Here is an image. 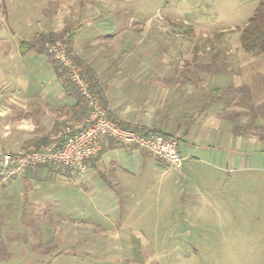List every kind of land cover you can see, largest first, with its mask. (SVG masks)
<instances>
[{"label": "rangeland", "instance_id": "374dc122", "mask_svg": "<svg viewBox=\"0 0 264 264\" xmlns=\"http://www.w3.org/2000/svg\"><path fill=\"white\" fill-rule=\"evenodd\" d=\"M81 1L0 0V110H10L25 88L36 96L54 85L47 61L11 54L18 40L50 30L41 33L44 51L63 42L68 54L70 30L58 16ZM112 1L119 11L103 10L94 23H138L117 43L121 53L139 58L126 68L189 70L191 84L199 75L206 99L218 97L205 110H220L227 123L217 134L193 125L198 147L177 170L146 157L138 173L130 160L132 178L119 180L120 191L47 177L39 210L22 214L20 199L0 209V264H264V54L245 53L239 44L258 0ZM214 87L220 92L211 95ZM6 114L0 112V128ZM230 133L248 139L236 147ZM179 149L185 154L187 146Z\"/></svg>", "mask_w": 264, "mask_h": 264}, {"label": "crops", "instance_id": "0c3cea01", "mask_svg": "<svg viewBox=\"0 0 264 264\" xmlns=\"http://www.w3.org/2000/svg\"><path fill=\"white\" fill-rule=\"evenodd\" d=\"M75 8L68 11L60 8V12H65V15L58 16L68 23H61L62 28L70 30L68 52L87 74L103 108L112 120L151 134L173 135L178 139V151L184 162L186 158L193 157L198 147V131L192 129L193 125L208 128L207 134L222 131V123L227 121H222L221 111L207 113L205 110L206 105H213L218 97L206 99L205 83L199 79V75L195 76V82L191 84V76L194 75L189 70L174 73L173 70L126 68L128 62L139 58L130 53H121L117 43L126 40L137 30L134 29V25L138 24L135 19L131 18L128 23L122 19L116 23H94L99 20L103 10L119 11L117 4L112 0H82ZM57 27H60V24ZM50 31L37 33L36 36ZM79 33L83 34L82 39L76 40ZM35 39L36 37L18 40V52L11 54V57L18 59L25 55L32 61H47L52 70L50 78L54 85H45L36 96L32 92L26 95L25 88L22 92L25 93L24 96H18L17 93L12 97L10 110H0L3 118L7 113V121L2 123L0 128V139L5 140L0 147L7 154H16L28 147L34 150L45 142L56 141L65 134L67 127L75 128L84 118L82 115L85 108L76 105V99L57 77L50 60L34 50L27 51V46L24 45L32 44ZM218 89L219 87H214L209 93L217 94L220 92ZM230 102L235 104V98L232 97ZM236 113L235 117H239ZM189 118L190 124L185 123ZM210 138L209 140H212ZM246 139L248 137H238L230 133L229 144L237 147ZM181 143L184 147L187 146L185 154L179 149ZM146 157L149 156L143 152L117 144L110 139H103L99 155L90 162L83 177L59 166H37L28 170L22 177L6 183L0 182V209L20 199L25 204L22 214L34 213L31 207L39 210L41 201L39 202L38 195L43 193L45 179L51 175L54 179L58 177L65 182L81 184L90 191L97 185L105 191H120L119 180L132 178L128 167L130 160L137 165L139 173L142 165L146 163ZM154 162L159 163L156 160ZM157 165L165 166L162 163ZM166 172L164 170L162 175L166 176ZM53 205L60 206L57 201H53ZM26 206L29 208L25 209Z\"/></svg>", "mask_w": 264, "mask_h": 264}, {"label": "built area", "instance_id": "2783aa9c", "mask_svg": "<svg viewBox=\"0 0 264 264\" xmlns=\"http://www.w3.org/2000/svg\"><path fill=\"white\" fill-rule=\"evenodd\" d=\"M46 48L52 59L67 73L69 82L85 103L87 113L78 126L67 128L66 138L59 146L50 143L35 150L2 155L1 183L22 177L37 166H59L83 177L90 162L99 155L103 139L143 152L167 169L177 170L182 166L184 159L178 151L177 140L161 134L144 135L113 123L99 97L91 91L83 69L68 56L66 45L54 42Z\"/></svg>", "mask_w": 264, "mask_h": 264}, {"label": "trees", "instance_id": "16d2710c", "mask_svg": "<svg viewBox=\"0 0 264 264\" xmlns=\"http://www.w3.org/2000/svg\"><path fill=\"white\" fill-rule=\"evenodd\" d=\"M70 40H71V35L69 36L68 43H70ZM46 41H47L46 36H44L43 34L37 35L36 39L34 40V42L32 44L26 45L27 51L28 50H34L36 53L44 54L50 60L51 65L53 67V70H54L55 74L57 75V77L61 80V82L63 83L65 88L68 89V87L66 86L68 83L67 73L63 69H61V67H59L56 64V62L52 59V57L49 54H47L43 49V45ZM239 44H240L241 49L245 53L255 54V55L264 54V0H258L257 6H256L252 16L248 19L246 25L244 26V28L241 30V32L239 34ZM68 54L70 56L69 52H68ZM71 59H72V57H71ZM72 60L75 62L74 59H72ZM76 64L78 66H80L78 63H76ZM83 72H84V70H83ZM84 74H85V72H84ZM86 75L87 74H85V77H86L87 81L89 82L91 91H93L99 97L98 93H96L94 90V86L92 85V82H90V80L88 79V77ZM69 84H71V83H69ZM70 88H71L70 93L76 99V105L77 106L79 105V106L85 108V112L82 115L85 117V115L87 113L85 103L83 102V100L79 96L78 92L74 88H72L71 85H70ZM71 90H73V91L71 92ZM108 117L113 123H115L116 125H118L119 127L123 128V129L133 130L136 132H140L144 135L151 134V133L145 132L142 129L132 128V127H129V126L124 125L122 123H118L115 120H112V118L109 115H108ZM163 136L169 137L166 135H163ZM65 138H66V135L64 134L60 137V139L56 140L53 143H55L59 146L64 141Z\"/></svg>", "mask_w": 264, "mask_h": 264}]
</instances>
